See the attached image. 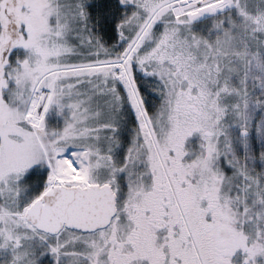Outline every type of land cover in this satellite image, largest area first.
<instances>
[{
	"label": "snow or ice",
	"instance_id": "1",
	"mask_svg": "<svg viewBox=\"0 0 264 264\" xmlns=\"http://www.w3.org/2000/svg\"><path fill=\"white\" fill-rule=\"evenodd\" d=\"M0 264H264V0H0Z\"/></svg>",
	"mask_w": 264,
	"mask_h": 264
}]
</instances>
